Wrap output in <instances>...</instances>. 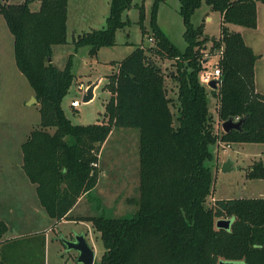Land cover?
I'll return each instance as SVG.
<instances>
[{"label": "trees", "instance_id": "1", "mask_svg": "<svg viewBox=\"0 0 264 264\" xmlns=\"http://www.w3.org/2000/svg\"><path fill=\"white\" fill-rule=\"evenodd\" d=\"M33 1L0 0V14L14 36L17 66L40 103V125L22 143V167L48 215L57 221L70 219L80 198L98 185L100 153L114 129L137 128L138 210L132 217H84L101 233L105 248L94 264H264V196L218 198L207 205L214 186L207 161L216 158L211 147L220 141L264 143V94L256 89L259 55L230 28H256L258 2L264 0H205L221 13L219 37L205 34V23L195 26L192 21L203 0H179L184 51L157 23L159 3L167 0H154L151 30L145 24L144 0L135 4L142 41L114 62L118 67L109 83L107 121L89 125L74 124L62 106L75 79L74 54L64 68L52 63L54 45L67 42L69 0H39L36 10ZM132 6L133 0H111L107 25L75 35V51L87 46L89 55L97 57L102 47L115 45L117 31L131 24L125 13ZM150 38L154 42L146 45ZM208 43L212 54L219 55L222 82L217 89L201 80L208 67L204 61L210 60L205 54ZM159 59L175 61L176 69L166 74ZM168 77L176 83L177 99L169 94ZM210 92L218 99L221 121L246 117L242 130L216 129ZM247 177L263 179L264 161L255 162ZM219 219H231V227L218 228ZM7 230L1 221L0 240ZM0 264L19 263L0 251Z\"/></svg>", "mask_w": 264, "mask_h": 264}, {"label": "rangeland", "instance_id": "2", "mask_svg": "<svg viewBox=\"0 0 264 264\" xmlns=\"http://www.w3.org/2000/svg\"><path fill=\"white\" fill-rule=\"evenodd\" d=\"M24 1L9 0V3ZM110 3L111 0H70L67 42L53 47L52 63L59 68H64L69 56L74 54L72 72L75 79L62 102L66 115L74 124L89 125L107 121V118L105 120L106 103L112 96L109 83L118 67L114 62L124 59L142 41V31L138 23L140 11L135 4H142L143 0H133L132 8L125 13V16L130 18L131 24L117 31L115 45L102 47L97 57L89 55L87 46L75 51L73 23L77 24L79 32L105 27L110 14ZM153 3L154 0H144L145 24L149 30H151ZM31 7L34 10L38 9L40 1H33ZM257 10L256 28L238 24H231L230 28L240 32L246 43L259 55L256 62V85L258 91L264 94L263 2H258ZM192 21L195 26L205 23L204 32L210 37H219L221 34V13L213 11L205 0L196 10ZM157 23L180 50L186 49L185 24L180 14L179 0L159 3ZM145 43L149 45L152 42L146 39ZM205 54L210 57L208 70H213L215 65H218L219 55L212 54L211 43L207 44ZM159 63L166 74L176 69L173 60L159 59ZM90 81L91 84L98 81L95 96L91 101L84 102L85 91ZM81 84L84 85L83 89L80 88ZM167 84L170 96L177 99L175 81L168 77ZM208 89L211 91L210 88ZM34 97L37 99L28 79L16 63L14 36L4 16L0 14V222H5L8 229L10 228L4 235L9 237L31 231H45L37 235L32 242L19 241L16 243L20 244L14 246L13 256L16 257L23 255L29 248L28 251L34 261L30 262L31 264H76L79 257V255L77 258L75 256L77 250L69 249L65 241H72L76 236H84L95 252V262H98L105 251L101 233L93 229L92 222L79 223L74 220L63 221L53 229L56 220L48 215L44 207L39 208L35 203L38 202L33 188L35 185L20 166L22 161L20 144L27 139L31 130L39 127L41 121L40 103L38 99L35 101ZM74 99L80 101L79 107L71 105ZM209 101L216 129L222 132L223 121L217 115L216 95L210 92ZM211 148L216 158L207 161V164L213 168L214 174V186L207 200L208 206L218 198L250 197L264 192V178L247 177L248 171L255 162L264 161V143L238 144L220 141ZM229 158L235 162L233 167L235 169L224 172L223 164ZM98 169L100 170L99 185L78 206L74 214L132 217L138 210L140 197L139 130L115 128L102 147ZM44 234H46V244L43 247ZM27 243L29 246L24 248V244Z\"/></svg>", "mask_w": 264, "mask_h": 264}, {"label": "crops", "instance_id": "3", "mask_svg": "<svg viewBox=\"0 0 264 264\" xmlns=\"http://www.w3.org/2000/svg\"><path fill=\"white\" fill-rule=\"evenodd\" d=\"M69 8H70V0H69V7H68V29H69ZM221 18H222V16H221ZM209 19H210V17H209ZM93 29H95V28H93ZM73 37L75 36V35H77V34H79V33H82V31L81 32H79L80 30H79V27L77 26V24L74 22L73 23ZM84 32V31H83ZM119 61H121V60H119ZM116 69H117V67H116ZM115 69V70H116ZM91 82L92 81H90V85H91ZM256 89H257V85H256ZM257 91H258V89H257ZM260 92V91H259ZM262 93V92H261ZM24 141H22V143H23ZM22 143L20 144V151H21V155H22V161H21V164H20V166H22V164H23V154H22ZM238 149H239V147H238ZM234 161H233V167H234ZM235 168H233V170H234ZM35 185V184H34ZM98 185H99V182H98ZM97 185V186H98ZM33 188H35V192H36V185H35V187H33ZM30 189H31V191L33 192V189H32V187H30ZM36 195H37V192H36ZM87 196L88 195H84V196H82L81 198H80V200L78 201V203L74 206V208L71 210V212H70V219H65V220H62V221H57L56 219V223H55V225L53 226V229H55V227L59 224V223H61V222H63V221H66V220H74V221H76V222H91V221H89V220H82V219H84V217H86V216H89V215H85V214H74L75 213V211H76V209L78 208V206H80L81 205V203L87 198ZM256 196H264V192H260V194H258V195H254V196H250V197H256ZM237 197H243V196H237ZM37 198H38V196H37ZM224 198H231V197H224ZM234 198V197H233ZM39 202V203H38ZM38 202L36 201L35 203L36 204H38L39 205V208H40V206H42L41 205V203H40V201H39V198H38ZM43 207V206H42ZM73 215V216H72ZM81 219V220H80ZM93 224V223H92ZM92 227H93V225H92ZM10 229V228H9ZM9 229L7 230V232L9 231ZM93 229H95L94 227H93ZM6 232V233H7ZM6 233H5V235H6ZM43 234V233H45V231H31L30 233H20V234H18V235H11V236H3V238H2V240H0V251H1V254L3 255V257L4 258H6V259H8V260H16V262L17 263H21V264H31L30 262H33L32 261V257H31V254H30V252L28 251V249L26 250V251H24V254L22 255V254H20V256L19 257H16V256H13V254H14V251H15V248H14V246H18V244H20V243H16V242H19V241H23V242H32L33 240H34V238H36V236L37 235H39V234ZM44 236H45V241H46V234H44ZM27 246H29V244L27 243V244H24V248L25 247H27ZM71 251V250H70ZM69 251V252H70ZM79 255V252L77 251L76 252V258H77V256ZM76 264H82V263H80V262H76Z\"/></svg>", "mask_w": 264, "mask_h": 264}, {"label": "water", "instance_id": "4", "mask_svg": "<svg viewBox=\"0 0 264 264\" xmlns=\"http://www.w3.org/2000/svg\"><path fill=\"white\" fill-rule=\"evenodd\" d=\"M222 82L221 79H213L209 82V87L212 89H217ZM98 85V81L89 85V87L85 91L84 95V102L91 101L95 96V88ZM34 100L37 99L34 97ZM246 117L241 118L239 120L234 119L233 117L229 118L228 120L224 121L222 124L223 130L225 132H230L232 130H242L243 123L245 122ZM223 171L229 172L233 169V161L229 158L223 164ZM231 219H219L217 221L218 228H225L229 229L231 227ZM68 245L69 249L73 248L79 252L78 262L82 264H94L95 263V252L89 243L86 241L84 236H76V238L72 241H65ZM220 264H233L232 262H221Z\"/></svg>", "mask_w": 264, "mask_h": 264}, {"label": "built area", "instance_id": "5", "mask_svg": "<svg viewBox=\"0 0 264 264\" xmlns=\"http://www.w3.org/2000/svg\"><path fill=\"white\" fill-rule=\"evenodd\" d=\"M149 41L150 42H154V40H153V38H150L149 39ZM204 63H208V60H205L204 61ZM216 67L213 69V70H208V67L203 71V73L201 74V80H202V82L205 84V85H207V86H209L208 84H209V82L210 81H212L213 79H220V77H221V71H220V68L218 67V65H215ZM89 87V86H88ZM87 87V88H88ZM80 88L81 89H83L84 88V85L83 84H81V86H80ZM86 88V87H85ZM80 101L79 100H77V99H74L72 102H71V105L73 106V107H79L80 106ZM236 120H239V118H237ZM229 147H230V145H228ZM95 165H97V164H95Z\"/></svg>", "mask_w": 264, "mask_h": 264}]
</instances>
